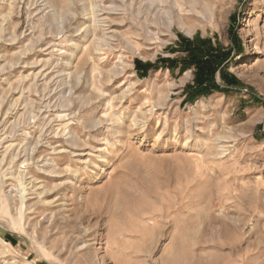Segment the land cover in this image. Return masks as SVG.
I'll return each instance as SVG.
<instances>
[{
  "label": "rangeland",
  "instance_id": "rangeland-1",
  "mask_svg": "<svg viewBox=\"0 0 264 264\" xmlns=\"http://www.w3.org/2000/svg\"><path fill=\"white\" fill-rule=\"evenodd\" d=\"M192 1L0 0V264H264V0Z\"/></svg>",
  "mask_w": 264,
  "mask_h": 264
},
{
  "label": "trees",
  "instance_id": "trees-1",
  "mask_svg": "<svg viewBox=\"0 0 264 264\" xmlns=\"http://www.w3.org/2000/svg\"><path fill=\"white\" fill-rule=\"evenodd\" d=\"M236 36H233L234 42ZM236 50L241 52L243 47L239 39L236 40ZM171 51L178 52L174 58L161 57L157 63L136 61L138 73L142 76H147L148 71L159 66H166L174 71L179 68V74L192 69L194 72V80L191 84L185 87V101L193 102L200 97H207L214 92H230L227 86H237L236 78L227 71L228 63L233 59L231 52L224 49L220 44H215L209 38H186L179 35L177 46ZM223 66V67H222ZM220 72L221 78L224 81L223 86L216 82V75Z\"/></svg>",
  "mask_w": 264,
  "mask_h": 264
},
{
  "label": "bare ground",
  "instance_id": "bare-ground-1",
  "mask_svg": "<svg viewBox=\"0 0 264 264\" xmlns=\"http://www.w3.org/2000/svg\"><path fill=\"white\" fill-rule=\"evenodd\" d=\"M197 1H198V0H193V1H192L193 3H191V4H195V3H197ZM199 2H200V1H199ZM191 9H192V8H191ZM201 15H202V14H201ZM200 17H201V16H200ZM203 17H204V16H203ZM211 18H212V17H211Z\"/></svg>",
  "mask_w": 264,
  "mask_h": 264
}]
</instances>
